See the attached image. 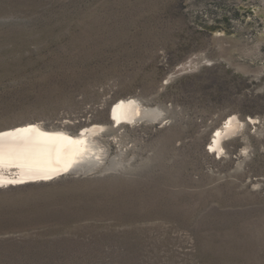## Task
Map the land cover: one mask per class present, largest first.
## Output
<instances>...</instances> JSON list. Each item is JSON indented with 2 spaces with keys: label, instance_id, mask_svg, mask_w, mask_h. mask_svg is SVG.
Segmentation results:
<instances>
[{
  "label": "rangeland",
  "instance_id": "obj_1",
  "mask_svg": "<svg viewBox=\"0 0 264 264\" xmlns=\"http://www.w3.org/2000/svg\"><path fill=\"white\" fill-rule=\"evenodd\" d=\"M28 122L104 125L121 167L0 188V264H264V0H0V130Z\"/></svg>",
  "mask_w": 264,
  "mask_h": 264
},
{
  "label": "bare ground",
  "instance_id": "obj_2",
  "mask_svg": "<svg viewBox=\"0 0 264 264\" xmlns=\"http://www.w3.org/2000/svg\"><path fill=\"white\" fill-rule=\"evenodd\" d=\"M119 100V101H118ZM112 104L110 120L114 125L155 123L162 113L146 108L134 98L118 99ZM242 127L234 116L213 131L209 148L214 153L223 151L224 141ZM104 125L87 126L76 135L62 130H46L37 123L0 130V188L34 183H48L66 174L89 175L103 169L109 148L102 134ZM121 163L110 160L104 171L118 169Z\"/></svg>",
  "mask_w": 264,
  "mask_h": 264
}]
</instances>
